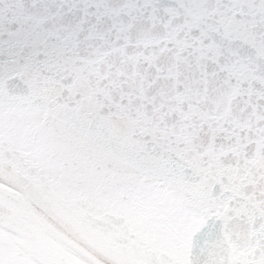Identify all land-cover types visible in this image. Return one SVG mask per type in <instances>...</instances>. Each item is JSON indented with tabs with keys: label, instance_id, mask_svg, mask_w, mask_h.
<instances>
[{
	"label": "snow or ice",
	"instance_id": "6c2138e0",
	"mask_svg": "<svg viewBox=\"0 0 264 264\" xmlns=\"http://www.w3.org/2000/svg\"><path fill=\"white\" fill-rule=\"evenodd\" d=\"M0 264H264V0H0Z\"/></svg>",
	"mask_w": 264,
	"mask_h": 264
}]
</instances>
